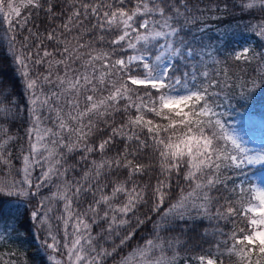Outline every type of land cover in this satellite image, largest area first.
I'll use <instances>...</instances> for the list:
<instances>
[{"label": "snow or ice", "instance_id": "obj_1", "mask_svg": "<svg viewBox=\"0 0 264 264\" xmlns=\"http://www.w3.org/2000/svg\"><path fill=\"white\" fill-rule=\"evenodd\" d=\"M257 120L264 0H0V264H264Z\"/></svg>", "mask_w": 264, "mask_h": 264}, {"label": "rangeland", "instance_id": "obj_2", "mask_svg": "<svg viewBox=\"0 0 264 264\" xmlns=\"http://www.w3.org/2000/svg\"><path fill=\"white\" fill-rule=\"evenodd\" d=\"M249 135L255 138L257 144L260 143L262 139H264V130L260 128H248Z\"/></svg>", "mask_w": 264, "mask_h": 264}, {"label": "trees", "instance_id": "obj_3", "mask_svg": "<svg viewBox=\"0 0 264 264\" xmlns=\"http://www.w3.org/2000/svg\"><path fill=\"white\" fill-rule=\"evenodd\" d=\"M210 34L214 35L215 33H210ZM250 127H252V128H260V129H263L264 130V126H262V124H261V122L259 120H257L255 122V124L254 125H251Z\"/></svg>", "mask_w": 264, "mask_h": 264}]
</instances>
